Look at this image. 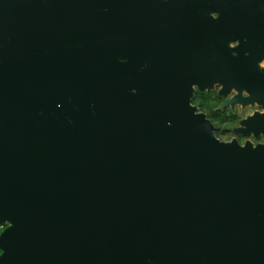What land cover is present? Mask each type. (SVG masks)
Returning <instances> with one entry per match:
<instances>
[{"label": "water", "instance_id": "1", "mask_svg": "<svg viewBox=\"0 0 264 264\" xmlns=\"http://www.w3.org/2000/svg\"><path fill=\"white\" fill-rule=\"evenodd\" d=\"M263 58L264 0H0V264H264V143L192 103Z\"/></svg>", "mask_w": 264, "mask_h": 264}, {"label": "flooded vegetation", "instance_id": "2", "mask_svg": "<svg viewBox=\"0 0 264 264\" xmlns=\"http://www.w3.org/2000/svg\"><path fill=\"white\" fill-rule=\"evenodd\" d=\"M215 16H217L216 14H215ZM238 43H236L234 46H236ZM246 55H248V54H246ZM263 63V64H262ZM258 69L261 71V72H263L264 71V58L259 62V65H258ZM250 72L252 71V69H250L249 70ZM249 72V73H250ZM246 79H250V74H249V76H247L246 77ZM253 82V81H252ZM217 89L216 91H215V89ZM222 88V84H220V83H216L215 84V86L213 87V89H211V90H209V89H206V90H201L200 88H199V86L198 85H195V87H194V94H193V97H192V99L194 98V96L197 94V93H200V92H202V93H205V92H216L217 94H218V96L221 98V101H220V104H219V106L216 108V110H226V109H229L230 111H232L234 114H235V117H237L236 115H240L241 117H240V120H239V126H235L233 129H232V132H234L235 133V136H236V138H237V140L239 141V142H241L244 138H247V137H253V138H255V140L256 139H259V138H262L263 136L261 135V136H259V137H255L254 135H248V136H246V135H243L241 132H238L236 129L238 128V127H241V121L243 120V119H245V118H247V117H249V116H251V115H254V113H256V112H259V113H263L264 112V107H263V105L262 104H260V106H261V108L260 109H263V110H260V111H256V112H254L253 114H246V112H247V109H245V108H247V106L249 105V106H253L254 104H258L257 102H255V103H253V104H247V105H244L243 103H241V102H236V104L234 105V106H232L231 104H229L228 103V101H230L231 99H233L236 95H238L239 94V92L237 91V89H235V88H232L231 89V92L229 93V94H227V95H221L220 94V89ZM241 95L243 96V97H249L250 96V93L247 91V90H243V92L241 93ZM197 108H198V111L199 112H202V111H200L199 110V106H197V105H195ZM259 106V105H258ZM202 113H204V112H202ZM204 114H206V113H204ZM241 114H243V116L241 115ZM206 116H207V114H206ZM234 117V118H235ZM207 118H209L208 116H207ZM212 122V121H211ZM214 125V124H213ZM229 125V123H226V124H224V126L222 127V129H225L227 126ZM215 127V126H214ZM221 138H222V136H221Z\"/></svg>", "mask_w": 264, "mask_h": 264}, {"label": "trees", "instance_id": "3", "mask_svg": "<svg viewBox=\"0 0 264 264\" xmlns=\"http://www.w3.org/2000/svg\"><path fill=\"white\" fill-rule=\"evenodd\" d=\"M221 98L216 92L197 93L192 99L193 105L199 106V110L206 113L215 126V133L221 138L224 129L222 127L226 123H231L235 114L229 109L216 110L219 106Z\"/></svg>", "mask_w": 264, "mask_h": 264}, {"label": "rangeland", "instance_id": "4", "mask_svg": "<svg viewBox=\"0 0 264 264\" xmlns=\"http://www.w3.org/2000/svg\"><path fill=\"white\" fill-rule=\"evenodd\" d=\"M236 43H233L232 45L234 46ZM263 64V63H262ZM259 65V63L257 64ZM215 89V88H214ZM217 89H215L216 91ZM259 105V106H258ZM261 106L260 104H254L253 106H247V112L246 114H253L254 112L256 111H260V110H263V109H260ZM260 109V110H259ZM243 116V114H241ZM237 117H235L232 122L224 129V131L222 132V140L224 141H231L233 139H237L236 136H235V133L232 132V129L236 126H239V120H240V115H236ZM246 141H251L253 142L254 145L258 144V143H264V136L262 138H259V139H256L253 138V137H247V138H244L240 143L241 144H244ZM10 223L6 222V223H2L0 224V234L7 228L9 227ZM0 254H1V250H0Z\"/></svg>", "mask_w": 264, "mask_h": 264}, {"label": "bare ground", "instance_id": "5", "mask_svg": "<svg viewBox=\"0 0 264 264\" xmlns=\"http://www.w3.org/2000/svg\"><path fill=\"white\" fill-rule=\"evenodd\" d=\"M258 66V65H257Z\"/></svg>", "mask_w": 264, "mask_h": 264}]
</instances>
